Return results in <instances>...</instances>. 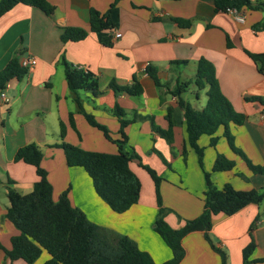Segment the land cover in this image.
<instances>
[{
  "label": "crops",
  "instance_id": "crops-1",
  "mask_svg": "<svg viewBox=\"0 0 264 264\" xmlns=\"http://www.w3.org/2000/svg\"><path fill=\"white\" fill-rule=\"evenodd\" d=\"M47 1L54 6L52 15L18 3L0 16V69L17 54L36 58V64L24 77L6 83L9 100L0 102V244L10 249L11 238L19 233L5 217L8 188L26 194L39 178L32 164L14 159L19 148L34 144L42 150L40 165L52 186L53 201L66 190L70 204L90 221L126 235L139 249L148 252L155 263L169 259L171 250L153 230L157 213L154 184L140 163L162 177L159 190L163 205L171 210L165 220L172 228L181 227L185 220L201 213L206 172L217 187L228 182L236 189L263 192L259 203H249L231 215L214 214L207 235L226 254V264H242V249L251 239L255 246L250 259L264 258V173L252 172L229 148L221 127L214 134L218 136L214 147L209 145L210 136L203 134L198 138L197 143L203 148L200 166L196 152L187 143L176 98L164 86H155L144 72L147 65H152L157 68L159 79L173 86L177 79L184 81L193 76L197 59L210 62L220 90L234 110L245 115L242 124H230L234 144L253 164L264 166V104L246 99L264 96V73L246 53L264 52V11L242 9L244 22H238L227 11H216L213 0ZM113 2L108 15L110 28L90 30V10L102 14ZM176 18L190 22L180 25ZM67 26L82 27L87 35L62 41L60 35ZM116 32L120 33L117 37ZM102 36L109 45L100 42ZM61 58L87 68L97 77L101 93L94 96L80 91L82 106L108 128L112 138L119 137V121L112 112L115 104L127 116L150 115L163 129L168 125L166 107L173 108L171 141L154 132L148 119L135 120L125 127L126 148L134 149L140 157V161L131 160L129 166L139 178L141 189L138 201L124 212L111 210L95 193L84 169L68 166L63 149L55 146L66 142L86 150L117 152V146L75 110ZM176 60L188 63L179 67L169 65ZM133 74L138 75L142 86L140 95L108 87L112 79L120 85L130 84ZM190 88L194 104L183 98L192 107L202 108L206 87L197 89L190 84L187 89ZM69 112H73L76 129L70 125ZM60 122L65 128L62 138ZM217 153L232 159L234 167L212 170ZM181 245L184 256L178 264H221L219 253L212 249L202 230L188 232ZM47 257L42 252L34 264H41ZM0 264L27 263L21 258H8L0 247ZM252 264H264V260Z\"/></svg>",
  "mask_w": 264,
  "mask_h": 264
},
{
  "label": "trees",
  "instance_id": "trees-1",
  "mask_svg": "<svg viewBox=\"0 0 264 264\" xmlns=\"http://www.w3.org/2000/svg\"><path fill=\"white\" fill-rule=\"evenodd\" d=\"M18 3L37 7L46 15H52L54 12V6L47 0H0V16ZM114 3H111L109 9L102 14L95 9L90 10V30L99 31L110 28L111 22L108 15ZM213 3L216 11H228L229 9L264 11V0H213ZM175 20L180 25L190 22L180 18ZM86 35L87 30L82 27L67 26L63 28L60 39L62 41L78 40ZM100 42L104 45L110 44L108 39L103 36ZM246 53L256 63L258 70L264 73V52ZM19 58L20 54L14 55L0 69V90L11 79H21L27 73L26 68L20 65ZM187 63V60H176L170 61L169 65L174 64L179 67L180 65L185 66ZM61 64L68 90L75 103V110L82 113L88 124L99 129L106 139L114 142L117 152L112 154L86 150L66 142L57 143L55 146L63 149L65 162L68 166L84 169L91 179L95 193L111 210L117 213L124 212L138 201L141 189L139 178L129 166L131 160L140 161V157L134 149L126 148L128 138L125 127L135 120L148 119L154 132L171 141V130L174 126L173 108L166 107L165 119L168 125L163 129L155 124L150 115L132 114L127 116L122 108L115 104L112 112L119 121V137L112 138L108 128L99 123L93 115L85 112L82 106L80 91H89L94 96L101 93L97 77L87 68L70 64L64 58H61ZM144 72L152 78L155 86H164L168 93L176 98V103L182 110L187 143L196 152L200 166L202 165L203 148L198 145V138L203 134L210 136L209 145L214 147L218 140V136L214 134L221 127L222 136L229 148L244 160L252 172L264 173V166L253 164L234 144L230 124H242L245 115L234 110L230 101L220 90L214 67L210 62L204 58L197 59L193 76L184 81L177 79L173 86H170L167 81H161L157 74V68L152 65H147ZM190 84H193L197 89L206 87V102L202 108L192 107L183 98L182 94L186 92ZM108 87L133 96L142 93V86L137 74L132 75L130 84L120 85L112 79L108 83ZM246 99L264 104V96H252L246 97ZM72 114L73 112H69V122L72 128L76 129ZM59 128V135L62 138L65 133L62 122H60ZM41 158L42 150L37 145L28 144L19 148L14 159L32 164L39 178L29 193L20 194L13 188L7 190L9 206L6 209L5 217L13 223L19 233L11 238L10 249L4 248L1 244L0 247L8 258H21L27 264H34L42 252H45L48 257L41 264H178L184 256L181 239L188 232L194 230L204 231L205 238L212 249L219 253L221 264H226V254L217 248L207 235L212 223V216L220 212L231 215L249 203H259L263 196V192H258L255 189H236L228 182L217 187L211 181L209 173L206 172L201 213L192 219L185 220L181 227L172 228L165 220L166 214L171 210L163 205L159 190L162 177L150 166L139 162L154 184L157 213L153 222V230L171 250L169 259L155 263L148 252L139 249L136 243L126 235L90 221L84 212L70 204L66 190L61 193L57 201H53L52 186L47 179L46 171L40 165ZM234 165L232 159L217 153L212 170H231ZM254 246L251 239L243 247L242 264H252L264 260V258L250 259Z\"/></svg>",
  "mask_w": 264,
  "mask_h": 264
},
{
  "label": "built area",
  "instance_id": "built-area-1",
  "mask_svg": "<svg viewBox=\"0 0 264 264\" xmlns=\"http://www.w3.org/2000/svg\"><path fill=\"white\" fill-rule=\"evenodd\" d=\"M227 12L231 13L238 22H244V15L241 13L240 10L229 9ZM119 35H120L119 32L115 33L116 37ZM19 63L22 67L26 68L28 73L36 64V58L33 55L26 54L19 58ZM8 100L9 98L6 94V85H5V87L0 90V102L6 103L8 102Z\"/></svg>",
  "mask_w": 264,
  "mask_h": 264
},
{
  "label": "rangeland",
  "instance_id": "rangeland-1",
  "mask_svg": "<svg viewBox=\"0 0 264 264\" xmlns=\"http://www.w3.org/2000/svg\"><path fill=\"white\" fill-rule=\"evenodd\" d=\"M186 72H188V73H190L188 70L186 71ZM182 96L184 97V98H186V99H188V101H190L192 104H194V97H193V95H192V91H191V88L190 89H187L186 90V92H184L183 94H182ZM112 142V141H111ZM114 143V142H113ZM115 144V143H114ZM116 145V144H115ZM101 199V198H100Z\"/></svg>",
  "mask_w": 264,
  "mask_h": 264
}]
</instances>
